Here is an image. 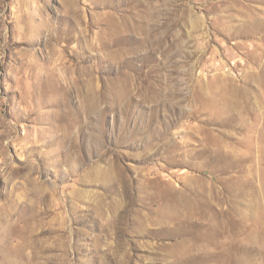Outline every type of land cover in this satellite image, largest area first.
Here are the masks:
<instances>
[{"label":"rangeland","instance_id":"rangeland-1","mask_svg":"<svg viewBox=\"0 0 264 264\" xmlns=\"http://www.w3.org/2000/svg\"><path fill=\"white\" fill-rule=\"evenodd\" d=\"M0 264H264V0H0Z\"/></svg>","mask_w":264,"mask_h":264}]
</instances>
